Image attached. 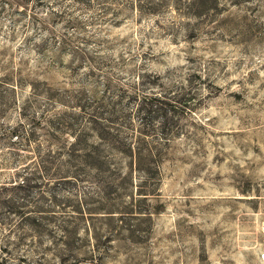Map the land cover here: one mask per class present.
Masks as SVG:
<instances>
[{"label":"rangeland","instance_id":"374dc122","mask_svg":"<svg viewBox=\"0 0 264 264\" xmlns=\"http://www.w3.org/2000/svg\"><path fill=\"white\" fill-rule=\"evenodd\" d=\"M0 264H264V0H0Z\"/></svg>","mask_w":264,"mask_h":264},{"label":"trees","instance_id":"16d2710c","mask_svg":"<svg viewBox=\"0 0 264 264\" xmlns=\"http://www.w3.org/2000/svg\"><path fill=\"white\" fill-rule=\"evenodd\" d=\"M121 153L125 154V156L127 158L130 159L131 164L136 163V162H140L141 161V157L139 156V148L136 149V147L132 146V144H128V146L126 148H123L120 150ZM137 158V160H136Z\"/></svg>","mask_w":264,"mask_h":264}]
</instances>
